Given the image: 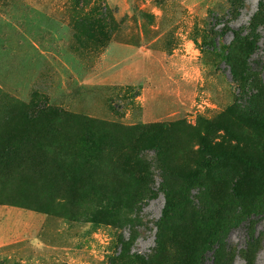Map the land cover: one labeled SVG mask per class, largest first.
Wrapping results in <instances>:
<instances>
[{
	"label": "rangeland",
	"instance_id": "374dc122",
	"mask_svg": "<svg viewBox=\"0 0 264 264\" xmlns=\"http://www.w3.org/2000/svg\"><path fill=\"white\" fill-rule=\"evenodd\" d=\"M101 6L106 47L73 24ZM40 111L20 143L43 173H0V264H264V0H0V130ZM81 117L122 136L113 164L83 166ZM141 176L155 197L70 219L96 210L89 180L120 197ZM51 197L59 215L25 207Z\"/></svg>",
	"mask_w": 264,
	"mask_h": 264
},
{
	"label": "trees",
	"instance_id": "16d2710c",
	"mask_svg": "<svg viewBox=\"0 0 264 264\" xmlns=\"http://www.w3.org/2000/svg\"><path fill=\"white\" fill-rule=\"evenodd\" d=\"M73 24L80 39H83V41L93 40L97 38L98 35L100 39L97 40V42L101 43V46L103 47H106L108 42H110L111 37L118 28L117 21L114 16V11L112 9H109L107 6H101L87 14L83 13L82 15H79L73 21ZM42 113L43 112L40 111L38 114L30 113L24 115L23 120L25 121V125L27 126V128L32 129L30 123L39 118ZM65 115L68 116V114L66 113ZM71 116L75 118L74 120L80 119V117H77L76 115L70 114L69 117ZM82 118L87 121L84 131L81 132V141L85 146V152L82 155L83 166L89 167L90 170L95 169V167H98V165L102 161H104L105 157L108 158L110 164H113L115 159L112 150L116 145H119L123 142L122 136L115 130L106 132L107 127L99 131H94V129L88 124V122L92 120L88 117H81V119ZM18 119L19 118L15 115H3L2 117H0V123H7L11 120ZM167 126L168 125H165L163 127ZM115 127L118 128L117 126ZM136 129H139V127ZM33 131L34 134L31 135V133H25L24 129L23 131H16L14 129L11 131H3V129L1 128L0 132H2V135H0V139L6 138V140H4L0 144V173L9 174L13 172L15 166L24 169L31 168L33 173H43L44 169L46 168L45 162L36 161L35 159L27 160L26 155L33 154V147H24L20 143L32 141L34 140V138L37 139L39 137V133H37V131L35 130ZM154 146L156 147L157 151L162 154L164 146L159 142L157 138L154 141ZM219 158V156H212L207 158V166H211ZM238 158L243 159V157L241 156H238ZM247 162L253 164V161ZM50 172H53V169H51ZM50 180L51 179H48V181ZM69 181L70 179L68 175H65L61 178V182L68 183ZM134 184L137 189L133 195L119 197L114 194L101 192L98 188L99 182L95 179L89 180L87 184H85L86 187H84L85 189L82 191L81 196L79 197V202L93 203V208H95L96 210L90 211L92 207L88 208V210H85L82 213L85 215H80L79 212L71 211L69 213L70 219L74 221H78L81 219L82 221H89L92 223L106 222L107 220L104 219L105 215L108 216L107 213L110 210L115 209L116 205L127 204V202H131V204H138L145 199L153 198L156 196V192L154 190L150 191L148 188L149 184H151L150 177L141 176L140 178L135 180ZM164 194L169 204H172L173 202L171 201V193L167 189H164ZM50 202L47 203L45 200H41V203L25 207L37 212L59 215L60 212L53 208V206H55L57 203V197H51ZM168 208L169 206L166 208V212Z\"/></svg>",
	"mask_w": 264,
	"mask_h": 264
}]
</instances>
